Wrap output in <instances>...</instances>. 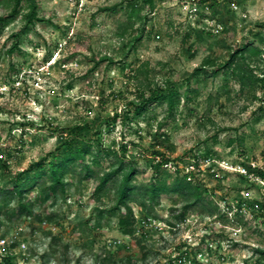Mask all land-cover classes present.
<instances>
[{
	"label": "rangeland",
	"instance_id": "obj_1",
	"mask_svg": "<svg viewBox=\"0 0 264 264\" xmlns=\"http://www.w3.org/2000/svg\"><path fill=\"white\" fill-rule=\"evenodd\" d=\"M36 1L42 19L27 33L12 37L25 22L26 0L0 31V187L30 176L43 156L63 153L61 142L76 137L100 150L95 168H108L116 155L132 159L136 184L189 174L214 212L179 217L176 195H163L153 212L132 202L135 235L124 234L108 213L114 185L97 194L94 178L68 174L64 195L44 192L36 204L43 215L55 213L51 222L0 215V235L23 228L28 247L15 250V263L263 264L256 248L264 247V81L242 88L225 66L215 75L194 70L206 59L210 69L224 64L239 46L262 48L264 0H154L141 11L143 31L144 18H130L128 7L142 0ZM12 6L0 0V15ZM246 54L244 64L264 76V53ZM149 86L176 88L180 102L135 112ZM240 135L243 144L230 143Z\"/></svg>",
	"mask_w": 264,
	"mask_h": 264
},
{
	"label": "trees",
	"instance_id": "obj_2",
	"mask_svg": "<svg viewBox=\"0 0 264 264\" xmlns=\"http://www.w3.org/2000/svg\"><path fill=\"white\" fill-rule=\"evenodd\" d=\"M13 6L10 12L0 15V31L5 24L14 19L19 13V5L22 0H12ZM28 2V11L24 14V24L12 33V37L19 38L21 34L29 31L38 17V3L36 0H26ZM143 4L129 1V17L144 18L143 31L145 27L146 16L141 14L143 6L147 5L150 9L154 6V0H142ZM116 5L108 6L103 9L116 10ZM141 35L135 37L140 40ZM17 41V40H16ZM13 42L8 49L12 53L18 47L17 42ZM247 52L264 53L262 48L257 47H236L230 54L224 64L215 66L213 69L207 68L206 65L214 64L211 59L204 60L201 66L195 68L194 73L205 72L215 75L222 67H227L226 74L232 73L237 78L240 86L253 87L264 81V76H259L249 64H244L247 58ZM180 92L173 87L164 91L160 87H143L140 90L139 102L135 105V112L143 111L147 104L156 101H166L168 108L173 110L180 102ZM115 114L113 118H116ZM244 136H235L230 138V143L238 141L243 144ZM61 144L66 147L63 153L57 152L56 149L49 151L41 160L39 168L30 170L32 174L28 177H15L9 186L0 187V215H5L7 219L17 216L33 217L40 222L54 219L55 213L48 212L43 215V211H36V204L44 200V192L51 197L64 195L67 190V175L81 174V178H94L96 185L94 192L97 194H106L111 185H114V203L108 208L110 215H116L118 226L122 233L135 235V213L132 202H136L145 207L148 212H153L156 204L159 203L163 195L173 197L176 195L182 202V211L179 217H184L188 209H198L201 212L207 211L213 213L211 199L206 189L202 188L195 182L189 174H184L178 180L169 182L166 179L153 175L147 183H134L138 168L132 159L124 155H116L108 168H95V165H101V152L95 150L93 144L86 146L80 143L78 138L71 137L62 141ZM91 155L88 158V155ZM49 156L47 166L45 160ZM38 178H42L37 182ZM37 188V194L32 197L30 192ZM47 210H44V212ZM0 221V227H1ZM51 232V231H50ZM256 250L264 259V247H257ZM264 264V262H263Z\"/></svg>",
	"mask_w": 264,
	"mask_h": 264
},
{
	"label": "built area",
	"instance_id": "obj_3",
	"mask_svg": "<svg viewBox=\"0 0 264 264\" xmlns=\"http://www.w3.org/2000/svg\"><path fill=\"white\" fill-rule=\"evenodd\" d=\"M22 227H19L13 234H2L0 235V264H16L12 255L15 250L18 249H27V244L23 240H20L19 230H22Z\"/></svg>",
	"mask_w": 264,
	"mask_h": 264
}]
</instances>
